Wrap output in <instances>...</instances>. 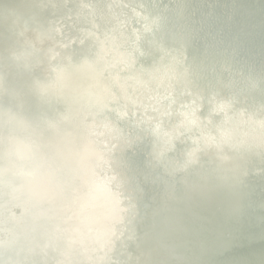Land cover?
Wrapping results in <instances>:
<instances>
[{
    "label": "bare ground",
    "instance_id": "6f19581e",
    "mask_svg": "<svg viewBox=\"0 0 264 264\" xmlns=\"http://www.w3.org/2000/svg\"><path fill=\"white\" fill-rule=\"evenodd\" d=\"M236 1L238 11L245 12L252 23L263 29L264 17L243 6L242 0ZM74 7L70 14L48 12L49 16L45 14L39 21L31 0H0V51L7 54L13 50L11 53L25 60L21 71L25 70L26 74L20 75L17 81L12 76L7 83L9 87L20 89L8 98L13 102L27 99L34 104H38L33 100L38 94L56 99H51L55 104L43 113L36 111L31 103H27L26 109H22V105L13 104L14 109L5 104L8 109L28 118L29 127L21 129L19 137L32 146L28 147L33 150L35 159L26 167L22 160L26 153L24 149L13 152L11 160L5 151L7 146L0 145L2 166L16 169L23 165L27 170H35V181L25 180V186L33 184L45 195L53 192L59 200L64 198L61 187L68 182L72 190L68 198L73 196L79 204L73 210L81 214L74 213L79 222L76 219L71 221L69 228L73 235L82 236L98 229L103 233L109 230L102 224L103 215L109 210L106 202L113 198V191L128 190V174L123 172L121 161L136 154L131 166L141 171V181H149L155 188L145 193L149 197V218L153 221V225L147 224L143 228L150 231L149 237L165 241V233L162 234L156 226L168 224L170 212L178 213L173 204L168 213L163 208L166 199L161 190L174 191L183 200L194 201L197 196V203L180 206L183 211L178 223L183 230L172 233L178 249L168 246L162 251L155 249V254L168 256L174 261L171 264H179V260L183 264H264V213H253L250 201L243 197L247 194L254 205L264 201L263 183L256 185L250 173L248 178L256 186L251 192L228 183L227 187L234 195L231 199L217 189L225 182L218 174H207L205 169L191 166V162L199 160L203 154L205 166L229 159L233 162V151L243 155L255 151L264 156V121H260L256 117L258 112H255L259 107L246 105V110L240 112L237 108L241 102L230 108L228 101L214 94L207 95L203 85L190 86L186 76L190 68L172 46L173 41H177L174 34L177 32L171 30L170 23L161 26L158 33L172 43H160L148 30L134 32L133 41L127 43L128 29L120 32L117 28L123 20L128 22L135 18L138 12L123 11L119 7L112 13L107 10L104 0H96L93 19L83 21ZM2 9L17 14L24 26L27 12V26L32 28L21 34L17 46L11 42V22ZM57 16L65 20L66 26L60 30L68 27L75 38L72 43L59 37L55 30ZM228 23L220 22L218 27L230 35L233 30ZM251 38H255L264 49L262 34L245 32L241 35L243 43ZM204 39L212 46L204 57L194 50H183L193 63H198L201 57L205 59L204 67L210 70L214 43L224 49L228 43L210 40L206 35ZM180 45L185 48V41ZM243 46L245 44L240 47ZM229 50L237 52L238 47L230 46ZM49 52L54 54L56 62L49 61ZM145 53L147 59L143 58ZM32 58L38 59L39 63L33 66ZM134 59L140 60L141 67L135 66ZM7 61L6 57L0 59L3 66ZM217 63L222 65L223 62ZM31 88L36 96L28 94ZM189 88L194 92L189 94ZM170 143L176 147L177 158L173 157L170 167L177 174L170 173L163 166L166 151L162 149L169 147ZM13 145L15 143L10 144ZM138 151L146 156L147 161ZM243 155L241 168L250 164L244 162L246 156ZM49 160L55 163L45 166L43 162ZM223 166L219 164V168ZM159 175L172 176L173 183L159 181ZM237 203L248 211L242 212L236 207ZM42 211L43 206H33L31 218L44 220ZM160 211L162 216H159ZM195 222L201 224L200 232L192 227ZM96 226L98 229L94 228ZM137 227H143L141 219L137 220ZM201 243L206 245V252L199 248ZM72 250L76 251L75 248ZM141 250L143 247L139 246L138 251Z\"/></svg>",
    "mask_w": 264,
    "mask_h": 264
},
{
    "label": "water",
    "instance_id": "95a60500",
    "mask_svg": "<svg viewBox=\"0 0 264 264\" xmlns=\"http://www.w3.org/2000/svg\"><path fill=\"white\" fill-rule=\"evenodd\" d=\"M31 1L32 6L35 10L37 9L39 21H42L45 14L49 16L48 12L52 14L59 11L65 15L70 14L73 6L78 10V14L83 21H90L94 17L96 0ZM104 1L107 10L112 13L116 12L119 7L123 11L138 12L135 14V18H131L128 22L123 20L117 28L120 32L128 29L125 40L127 43L133 41L134 32L147 30L151 31V35L160 43H169L171 40L160 35L158 30L161 29V26L170 23L171 30L177 32L174 33L177 41L171 42L172 46L176 47V52L190 68V71H186L190 86L193 84L203 85L207 95L214 94L217 98L228 101L230 108L234 107L235 103L241 102V106L237 108L240 112L246 110V105L257 106L261 109L257 108L255 111L258 112L256 117L260 121H264L262 119L264 116V49L255 41V38L248 39L245 43L241 40V35L245 32L260 33L264 36V28L262 29V26L252 23L245 12H239V5L236 0ZM242 2L243 6L255 10L258 15L264 17L263 0H242ZM4 11L11 22V42L13 46H17L21 42V34L32 28L27 26V12L24 26L16 17L17 14L8 10ZM60 18L59 16L56 17L55 30L60 34L59 37L67 38L72 43L75 38L69 33L68 27L64 28L62 32L60 30V27L66 26L65 20L63 21ZM29 19L34 22L32 16H29ZM225 21L229 22L228 27L233 30L230 35L218 27V23ZM184 33L186 36L183 35ZM204 35L208 36L210 40H224L228 43L227 49L214 43L215 53L209 60L210 70L204 67L205 59L201 57L198 63H193L186 53V49H189L194 50L197 55L203 56L211 50L212 46L205 41ZM183 41H185V48L180 45ZM243 44L245 46L240 47ZM230 46L238 47V51L229 50ZM12 51L10 50L7 54L0 51V59L6 57L7 61V56L9 57V61L5 66L0 63V101L2 102L0 105V145L7 146L8 149H5V151L8 152L7 157L11 160L14 158L16 150L24 149L26 153L22 160L25 166L29 167L34 162L35 154L30 149L32 146L24 143L19 137L21 129L29 127L28 118L17 111L8 109L7 106L15 109L16 107H13V104L22 105V109H26L27 103H31L36 111L43 113L45 110L47 111L50 105L55 104L51 100L55 98L42 97L38 94V91L37 98H33L38 104H34L27 99L13 102L12 98H8L9 95L13 96L20 89V87L15 89V86L9 87L7 85L8 81L12 76L17 81V78L21 77L20 75L24 76L26 74L25 70L24 72L21 71L24 69L22 66L25 65V60L16 57L15 53H11ZM143 58L147 59L148 54H143ZM32 60L33 66H35V63H39L38 59L32 58ZM49 61L56 62L52 52H49ZM134 61L136 67H141L140 60L134 59ZM219 61L223 62L222 65L217 63ZM194 76L197 77L196 80ZM187 92L191 94L194 91L189 88ZM28 94L36 96L32 88ZM133 132L135 133V131ZM11 143H15V146L11 147ZM169 145V147L162 149L166 151L163 166L170 173L177 174V171L172 170L170 167L173 157L176 158V147L173 143ZM138 152L142 154L143 160L147 161L146 156L141 151ZM246 153L243 155V153L233 151L232 154H235L232 159L233 162H230L231 159H229L228 161H216L215 165L207 166L203 163V156H205L203 154L200 155L199 160L196 159L191 162V166H199V170L205 169L204 173L207 174H218L221 180L225 182L219 184L217 189L221 191L222 195L234 199V195L227 187L228 183H233L237 187L250 192L256 189L254 183L257 185L260 182L264 186V156L257 155L255 151ZM242 155L243 157L246 156L243 159L244 162L250 164L241 168ZM135 156L136 154H133L129 156V160L124 159L121 161L123 172L128 174L126 181L130 191L113 189L115 190H112L113 198L108 199L109 202L106 200L109 210L103 215L102 224H105L109 230L103 233L96 226L94 228L98 230L86 232L82 236H75L69 226L71 221H75L77 218L74 213L81 214L74 211L79 204L75 202L73 196L70 199L68 198L72 191L69 183L67 182L61 187L63 200H59L53 192H48V195L41 194L33 184L25 186V180L32 183L35 181L37 177L35 170H27L23 165L16 169L2 166L3 156L0 154V264L174 263L168 256L155 254V249L162 251L168 246L178 249L179 245L173 239L172 233L183 230L178 223L183 211V207L180 206H186L191 202L197 203L195 202L197 196H194V201L192 199L183 200L174 191L161 190V195L166 199L163 208L168 213V210H172L170 206L173 204L177 206V209L174 210H177L180 214L172 211L168 214L170 216L168 224H158L156 226L162 234L165 233V241L162 242L149 237L150 231L143 228L147 224L149 226L153 225V221L149 218V197L145 193H149L155 188L149 181H141V171L131 166V161L134 160ZM43 163L46 164L45 166H52L55 161L49 160V162ZM219 164H224V166L219 168ZM182 167L186 168L185 166ZM249 173L253 175L254 178H251L254 183L248 178ZM171 178L173 177L158 176L159 181H164L167 184L173 183ZM183 187L185 188V186ZM243 197L250 201L253 213H264V201L254 205V201L247 194ZM33 206H43L42 215L45 218H42L44 220H33L31 218ZM236 207L241 209L242 212L248 211L242 208L245 206L241 204L237 203ZM162 215V211H160L159 216ZM138 219H141L143 223L142 228L137 227ZM76 220L79 222L78 219ZM192 227L196 232L201 231L200 223L195 222ZM139 246L143 247L141 252L138 251ZM73 248L76 249L75 252H73ZM199 248L203 252L207 251V247L203 243L199 244ZM161 260L163 262H160ZM179 264L183 263L179 260Z\"/></svg>",
    "mask_w": 264,
    "mask_h": 264
}]
</instances>
